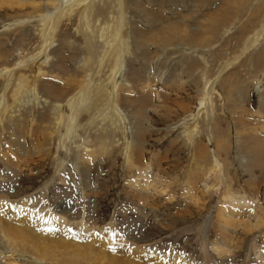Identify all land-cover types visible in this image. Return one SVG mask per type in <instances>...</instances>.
Wrapping results in <instances>:
<instances>
[{
  "label": "rangeland",
  "instance_id": "obj_1",
  "mask_svg": "<svg viewBox=\"0 0 264 264\" xmlns=\"http://www.w3.org/2000/svg\"><path fill=\"white\" fill-rule=\"evenodd\" d=\"M10 2L0 202L85 252L42 255L11 216L0 264H264V224L219 212L264 218V0Z\"/></svg>",
  "mask_w": 264,
  "mask_h": 264
},
{
  "label": "bare ground",
  "instance_id": "obj_2",
  "mask_svg": "<svg viewBox=\"0 0 264 264\" xmlns=\"http://www.w3.org/2000/svg\"><path fill=\"white\" fill-rule=\"evenodd\" d=\"M0 1H6L7 4H9V5L12 4V2H10L12 0H0ZM38 5L39 4H37L36 6H38ZM61 17L62 16H60V18ZM57 23H58L57 21L54 22L55 26L57 25ZM253 43H254V40H253ZM248 47L249 46H247V48ZM88 48L91 50L90 43H89ZM244 50H243V52H244ZM91 54H93L92 50H91ZM223 70H224V68H223ZM116 79H117V77L115 76V81H114L115 84L113 86L114 89H115V85L118 83V81ZM203 102L204 101H202L201 103H203ZM72 103H74V102H72ZM68 124L70 126L71 118H69V116L65 115L64 125L66 126ZM245 204H247L246 201L240 202V203H231V205H229V206L222 205L221 206L222 208L219 209V212L223 215L224 219L228 223H235L236 221L241 220L243 223H245V225L249 231H251L252 229L260 228L264 224V218L259 216V215H254V217L256 218V221L254 222V220H253V222H252V220H251V217L253 216V214H251L252 210L250 208L249 209L246 208L247 206ZM248 207H249V205H248ZM28 210H26L22 206L7 205V204L0 202V223H6L7 224L11 216H18L20 218L21 223H22L19 228H17L15 224H8L7 227L4 229L6 231L5 232L6 235H8L11 239L19 240L21 243H25L27 245H32V246H34L33 247L34 250H38L42 255H45V256L48 254L53 255L52 253H55L57 255H61V254H64V255L84 254L85 249L80 248V246H77L75 244V241L74 242L63 241L62 237H65L68 233L63 229L62 225H60L58 222H55L49 218H42L41 216H39L44 224L39 225L37 228H34V226H29L28 224L30 222H27V220L34 218L35 215H38V214L33 213V211L29 212ZM242 216H244L245 219L242 220ZM50 235H52L54 237V239L55 238L56 239L55 240L51 239ZM47 239L53 240L52 242H49L50 245L45 244L46 242H48ZM38 246H40V247H38ZM151 256L155 257L159 261H162L163 263L165 262L166 264H173V263L175 264V263H180V262H181V264H187L186 262H183L181 260H180V262H178V260H177L178 257L175 258V257L171 256L170 260L168 261L166 259H162L160 257V255H159V257H157L154 253H151ZM127 261H126V263H127ZM156 263H157V261H156ZM117 264H119V263L117 262Z\"/></svg>",
  "mask_w": 264,
  "mask_h": 264
}]
</instances>
